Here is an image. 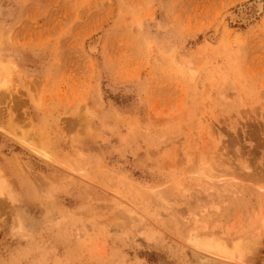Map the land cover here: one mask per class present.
<instances>
[{
    "label": "rangeland",
    "instance_id": "1",
    "mask_svg": "<svg viewBox=\"0 0 264 264\" xmlns=\"http://www.w3.org/2000/svg\"><path fill=\"white\" fill-rule=\"evenodd\" d=\"M253 1L0 0V264H264Z\"/></svg>",
    "mask_w": 264,
    "mask_h": 264
},
{
    "label": "bare ground",
    "instance_id": "2",
    "mask_svg": "<svg viewBox=\"0 0 264 264\" xmlns=\"http://www.w3.org/2000/svg\"><path fill=\"white\" fill-rule=\"evenodd\" d=\"M248 7L250 8V11L253 14H255V13H260L262 11L263 5L261 4L259 0H254ZM240 13L242 14L243 10H241ZM2 186H3V179L0 178V191L1 192H2L1 190ZM5 191H6V188H5ZM261 227L262 229H264V220H262L261 222ZM251 245L253 244L250 240L245 241L244 239H241V238H235L232 241L229 240V241H224V242L223 241L219 242V240L217 241V240H209V239L193 242V246L197 247L202 252L209 254L213 257H216L218 259H222L226 262H229V264H232L235 262H241L242 258L244 257L243 256L244 253L247 252V250H249Z\"/></svg>",
    "mask_w": 264,
    "mask_h": 264
}]
</instances>
